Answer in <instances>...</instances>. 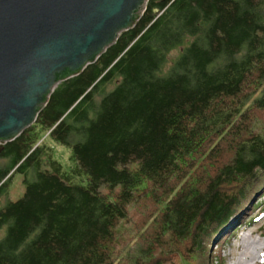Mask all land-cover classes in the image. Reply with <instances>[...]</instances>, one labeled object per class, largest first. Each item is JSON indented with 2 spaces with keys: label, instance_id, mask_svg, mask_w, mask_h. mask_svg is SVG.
Instances as JSON below:
<instances>
[{
  "label": "trees",
  "instance_id": "16d2710c",
  "mask_svg": "<svg viewBox=\"0 0 264 264\" xmlns=\"http://www.w3.org/2000/svg\"><path fill=\"white\" fill-rule=\"evenodd\" d=\"M0 159V264H223L264 192V0H147Z\"/></svg>",
  "mask_w": 264,
  "mask_h": 264
},
{
  "label": "water",
  "instance_id": "95a60500",
  "mask_svg": "<svg viewBox=\"0 0 264 264\" xmlns=\"http://www.w3.org/2000/svg\"><path fill=\"white\" fill-rule=\"evenodd\" d=\"M146 2L0 0V147L35 121L58 83L132 28Z\"/></svg>",
  "mask_w": 264,
  "mask_h": 264
},
{
  "label": "rangeland",
  "instance_id": "374dc122",
  "mask_svg": "<svg viewBox=\"0 0 264 264\" xmlns=\"http://www.w3.org/2000/svg\"><path fill=\"white\" fill-rule=\"evenodd\" d=\"M173 52L172 55H175ZM52 148L54 157L65 164L68 162L70 150L52 140L47 141ZM5 161L0 159V164ZM4 194L0 196V205L7 201L20 199L25 191L23 176L14 173L4 188ZM133 216V213L131 214ZM230 223L235 224L234 219ZM4 229H0L2 237ZM212 260L221 261L223 264H264V192L259 194L245 215L242 224L234 226L229 235L217 245L209 247Z\"/></svg>",
  "mask_w": 264,
  "mask_h": 264
},
{
  "label": "flooded vegetation",
  "instance_id": "af4514ba",
  "mask_svg": "<svg viewBox=\"0 0 264 264\" xmlns=\"http://www.w3.org/2000/svg\"><path fill=\"white\" fill-rule=\"evenodd\" d=\"M2 147H3V146H2ZM2 147H0V151H1Z\"/></svg>",
  "mask_w": 264,
  "mask_h": 264
}]
</instances>
